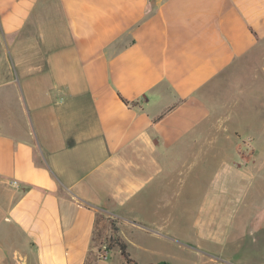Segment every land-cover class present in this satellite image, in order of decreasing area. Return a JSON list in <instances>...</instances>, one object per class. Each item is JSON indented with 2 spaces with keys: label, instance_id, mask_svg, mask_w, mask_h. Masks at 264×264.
Masks as SVG:
<instances>
[{
  "label": "crops",
  "instance_id": "crops-1",
  "mask_svg": "<svg viewBox=\"0 0 264 264\" xmlns=\"http://www.w3.org/2000/svg\"><path fill=\"white\" fill-rule=\"evenodd\" d=\"M261 50L264 0H0V264H105L83 205L126 208Z\"/></svg>",
  "mask_w": 264,
  "mask_h": 264
},
{
  "label": "rangeland",
  "instance_id": "rangeland-1",
  "mask_svg": "<svg viewBox=\"0 0 264 264\" xmlns=\"http://www.w3.org/2000/svg\"><path fill=\"white\" fill-rule=\"evenodd\" d=\"M255 55L202 107L181 111L197 125L161 169L151 166L133 211L83 205L100 223L96 261L129 264L123 242L135 264H264V50Z\"/></svg>",
  "mask_w": 264,
  "mask_h": 264
},
{
  "label": "trees",
  "instance_id": "trees-1",
  "mask_svg": "<svg viewBox=\"0 0 264 264\" xmlns=\"http://www.w3.org/2000/svg\"><path fill=\"white\" fill-rule=\"evenodd\" d=\"M120 100L125 104V105H128L130 107H134L137 105L136 102H129L127 100H125L124 98H122L119 94H118ZM120 246V253H121V256L124 258V260L127 262V263H134L133 260L129 259V255L128 253L126 252V245L123 243V242H120L119 244ZM135 264V263H134ZM160 264H167L166 262H161Z\"/></svg>",
  "mask_w": 264,
  "mask_h": 264
},
{
  "label": "built area",
  "instance_id": "built-area-1",
  "mask_svg": "<svg viewBox=\"0 0 264 264\" xmlns=\"http://www.w3.org/2000/svg\"><path fill=\"white\" fill-rule=\"evenodd\" d=\"M10 184L15 186V187L18 185L16 181H11Z\"/></svg>",
  "mask_w": 264,
  "mask_h": 264
}]
</instances>
